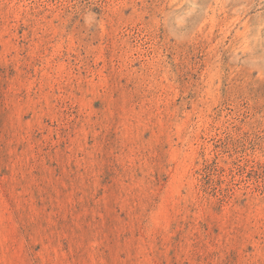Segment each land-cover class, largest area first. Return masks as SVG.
I'll return each instance as SVG.
<instances>
[{
    "label": "rangeland",
    "instance_id": "rangeland-1",
    "mask_svg": "<svg viewBox=\"0 0 264 264\" xmlns=\"http://www.w3.org/2000/svg\"><path fill=\"white\" fill-rule=\"evenodd\" d=\"M0 264H264V0H0Z\"/></svg>",
    "mask_w": 264,
    "mask_h": 264
}]
</instances>
